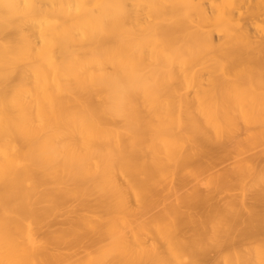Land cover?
Here are the masks:
<instances>
[{"label": "bare ground", "instance_id": "bare-ground-1", "mask_svg": "<svg viewBox=\"0 0 264 264\" xmlns=\"http://www.w3.org/2000/svg\"><path fill=\"white\" fill-rule=\"evenodd\" d=\"M262 146L264 0H0V264H205L183 224L258 231L264 212L207 208L193 187L139 231L119 223L143 216L152 186L183 192L210 151ZM262 163L264 149L212 183H264ZM255 199L264 211V189ZM151 226L166 249L141 248ZM257 248L223 264H264Z\"/></svg>", "mask_w": 264, "mask_h": 264}, {"label": "rangeland", "instance_id": "rangeland-1", "mask_svg": "<svg viewBox=\"0 0 264 264\" xmlns=\"http://www.w3.org/2000/svg\"><path fill=\"white\" fill-rule=\"evenodd\" d=\"M250 130L253 132L255 129L252 128ZM240 135H241L240 136V139L241 140H244L245 139L244 130H241L240 131ZM262 149H264L263 146L262 147H257V148H251V149L250 148H246L244 150V153L245 154H241L240 156H237V154H235L234 152H231L233 154H227L226 155V154H224V152L221 149L213 150L214 152L210 151L213 154H210L211 155L210 156L211 158L208 156V158H207L208 164H207L206 160L204 161V162H206L205 164H207V166L202 167V170H200L201 172L198 170L199 173H197V176H195V177H191L190 176L191 178L189 177L190 173H193V171L195 172V170L197 169L198 164L197 165L194 164V167H193V164H191L184 171L183 177H185V179H187V181H188V178H189L188 183L191 186H188L189 184H187L185 186L186 188L185 187L183 188V192H181L182 191V189H181L177 193H171L169 191V189H168L169 187L168 186L166 187L167 184H165V185L163 184L164 185V188H162V192L160 193L161 194L160 197H155L154 196L155 195V193H154V187L152 186L153 185V182L151 181L150 182V186H152V187H150V190H149L148 194L146 195V199L147 200H145V202L147 203L148 206H146L147 209L145 208V210L142 212V215H143V216H141L142 219L139 216H137V217H134L133 216L134 218L133 217H127L126 219H123V220L120 221L119 227L120 228L122 227V228H124L123 230H125L127 228L128 224H129L130 225V228L133 229V227H134V229H133L134 231H139V226H140L141 223H144V222L147 223V222H149L152 219V217H154L156 215V213H160L170 203L177 202V200L180 197H182L183 194L184 195L185 194H190L192 192V189L191 188H193V187H196V189H199V190L202 189L201 191H203V192H200V193H202L203 195H207L209 198H211V199H209L210 200L208 202V205L209 206L207 208H210L213 205H215V206L220 205L221 206V205H224L225 203L229 202L230 200H235V199L237 200L238 199V201H243V203H244V209L242 210L243 211V218H242V220H244L246 218V213L249 212V210H248L249 208L246 209V207L251 206L250 207V210H253V211H259L260 210L259 212H264V211H261V209L256 208L257 206H259V203L255 199L256 196L258 195V193L261 192L264 189L263 188L264 187V183H258V182H256L255 176H252L251 177V175H250V176H244V177H241V178L240 177H233L232 176V178L231 177L229 178L228 183H226L223 187L222 186H215L212 183L213 180L218 175H221V174L224 173V171L229 170L239 159H241V158H251L253 156H258L260 154V151ZM257 153H259V154H257ZM213 155H215V156H213ZM214 157L216 158V160H215ZM218 159H220V160H218ZM210 161H211L212 166L210 164ZM216 166H217V168H216ZM221 166H222V168H221ZM259 166H260V169H262V170L264 169V164L263 163L260 164ZM210 167H211L212 170L210 169ZM212 167H214V169ZM192 168H193V170H191ZM218 170H220V171H218ZM222 170H223V172H222ZM246 178H247V180H246ZM251 178H252V180H251ZM157 180L160 181L161 179L159 177H156L155 178V182ZM249 182L251 183V185H250ZM247 183L249 184V186H248ZM226 185H227V187H226ZM246 185L249 188L246 187ZM187 186H188V188H187ZM215 188H217V189L215 190ZM245 189L248 190V191H246ZM167 192H168V194H167ZM246 192H248V193H246ZM226 193H227V195H226ZM246 194H248V195L247 196H244ZM249 195H251V196H249ZM172 196H173V199L171 198ZM224 196H226V197H224ZM230 196H232V197H230ZM127 197H128V201H129L128 205L131 206L132 209H135L136 208V202H135V199L132 196L131 192H129V194L127 195ZM250 197H251V199H250ZM161 199L162 200L163 199H166V201H162ZM213 201H214V203H213ZM153 202H154V204H153ZM150 203H152V204H150ZM210 204H211V206H210ZM252 204H256V205L254 206ZM151 205H153V206L151 207ZM154 206H155V208H154ZM153 209H154V211H153ZM157 210H159V211H157ZM152 211L153 212L157 211V212L154 213L155 214L154 215V214H152ZM195 211L194 210H190L189 212L192 213V214L197 215V217H200L203 214L204 209L203 210L202 209H199L198 211L197 210H195ZM147 212L148 213L150 212V213L147 214ZM149 216L150 217L152 216V217L150 218ZM143 217H145V218H143ZM136 219H137V221H136ZM200 219L203 220V218H201V217H200ZM124 222H125V224H124ZM131 223L132 224L135 223V224L132 225ZM231 225L232 224L224 225V224H222L220 222V220H217V219H214L212 221L204 222V224H201L198 227L196 225H193V227H192V225L183 224L181 226V228L179 229L181 232L178 231V232H176V234L178 236L179 235H183L184 236L183 240L197 239L198 237H200V240L202 241L201 245L202 246L205 245V247L209 251L208 260H207V262H205V264H210V263L211 264H223V261H224V259L226 257H228L230 255H234L236 253L245 252V253H247V254H249L251 256L254 253L253 251L255 249H258L257 247H264V239H263L264 238V235H263L264 234V226H262V228H261V225L260 226L256 225L257 226L256 229L259 227L258 228L259 234H258V231L254 230V229L253 230H249V232L252 234V236H251V234L248 231L247 232H244L243 231L244 230L243 229L244 227L241 224H239V225L236 224V226H234V225L231 226ZM57 227L53 226V227L50 228V230H55V228H57ZM195 227H197V228H195ZM206 227H208V228H206ZM241 227H242L243 230H240ZM253 232H255V235L258 236V237L253 236ZM196 233L198 234V236H196L197 235ZM248 234L250 235V237H249ZM141 235H142V241H143V243L141 245V248H143V249H150L151 247H155L156 246V247L159 248V251H162V250L166 249L165 241H163V240H161V239H159L158 237L155 236L156 234L153 232L152 226L150 227L149 231L148 230H146L145 232H142L141 231ZM251 237H252V239H251ZM222 246H224V247H222ZM92 247L93 248H89L88 251L90 249H91L90 251H93V250H95L97 248V246H95V245H93ZM219 249H221V250L219 251ZM222 251H223V253H222ZM218 252H220V253H218ZM81 256H83V254H81L80 257ZM211 256L214 259H212Z\"/></svg>", "mask_w": 264, "mask_h": 264}]
</instances>
